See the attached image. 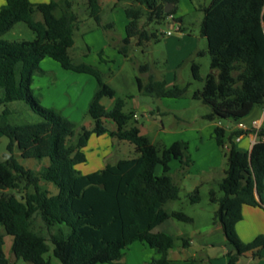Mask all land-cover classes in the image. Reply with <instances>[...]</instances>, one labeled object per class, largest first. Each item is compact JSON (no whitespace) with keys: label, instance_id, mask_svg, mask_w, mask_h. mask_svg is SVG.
I'll return each instance as SVG.
<instances>
[{"label":"trees","instance_id":"trees-1","mask_svg":"<svg viewBox=\"0 0 264 264\" xmlns=\"http://www.w3.org/2000/svg\"><path fill=\"white\" fill-rule=\"evenodd\" d=\"M85 1L88 16L104 26L100 0ZM177 2L131 0L125 8L128 20L119 51L126 55L133 39L142 47L159 40L163 33L152 30L151 23L173 16ZM169 3L173 7L165 11ZM201 9L199 32L207 48L196 54L209 55L210 70L202 88L195 89L192 97L210 107L206 119L237 121L254 105L264 103V0H211ZM36 11L41 20L34 19ZM174 19L181 22V18ZM17 22H24L34 38L3 39V34ZM80 22L73 0H5L0 7V102L23 100L41 117L34 123L0 122V134L8 140V155L0 158V224L4 229L0 231V264H10L3 249L5 233L12 237L15 259L29 264H122L125 249L135 241L144 242L158 254L146 264H189L190 261L174 263L169 259L168 251L177 239L174 235L153 231L169 218L192 222L184 212L166 207L180 198V187L170 174L169 162L178 159L181 168L189 165L187 143L176 140L167 147L152 143L140 133L133 111L124 110L128 97L118 96L97 67L70 57L68 50ZM44 58L53 59L65 70L91 75L96 81L87 108L94 127L82 128L74 146L70 143L74 122L61 111L42 106L31 88L33 77L44 72L40 67ZM138 68L148 73L146 81L136 77L138 91L143 95L176 98L187 91L188 84L168 86L165 80L156 79L147 63ZM190 68L193 79H201L199 64L192 61ZM103 97L113 99L110 108L101 104ZM109 119L116 125L114 130L105 124ZM250 131L257 134L258 140L249 152L237 149L232 138ZM106 133L130 143L133 155L80 174L76 166L86 161L89 137ZM213 133L218 146H228L223 177L216 189L208 191L209 200L217 204L213 220L220 223L232 247L226 254L228 264H235L246 253L260 258L264 237L258 235L243 242L235 227L242 218L243 205H261L255 193L264 190V127L239 129L227 135L223 126L216 125ZM19 158L47 159V163L36 170L26 167ZM41 182L51 183L57 193L50 194ZM188 198L198 202V190ZM36 217L46 235L34 229ZM180 239L186 246L187 239Z\"/></svg>","mask_w":264,"mask_h":264},{"label":"rangeland","instance_id":"rangeland-1","mask_svg":"<svg viewBox=\"0 0 264 264\" xmlns=\"http://www.w3.org/2000/svg\"><path fill=\"white\" fill-rule=\"evenodd\" d=\"M211 0H178L174 15L177 18H181V22L174 27H169L168 23L172 21L171 18H167L165 21L151 23V29L162 32V37L157 41H151L146 47H142L136 44V40L133 39L127 54L124 55L119 51L122 44V39L119 37L124 34V27H121V22L117 20L118 13L124 10L128 5L124 0H100L101 6V21L104 26H99V29L107 41L105 48L108 50L109 60H98L97 55H94V62L97 63V68L101 72L103 80L115 89L116 93L120 97H128L126 99L127 104L124 110H135L139 114L138 123L143 124V133L147 135L150 141L155 144L159 142L161 125H153L151 119L142 117L144 111H148L150 108L156 110L159 108L164 111L162 114V123L165 129L170 132H180L183 129L200 128L204 126L208 119L203 117L204 113L211 111L210 107L198 99L192 97V93L195 89H200L203 86L204 79L209 72L210 57L207 53L203 55H197L198 50L206 51V40L200 36L199 26L203 18V6L208 5ZM170 4V3H169ZM170 6V5H169ZM173 6L171 4V9ZM73 10L77 13L78 18L82 21V24L74 30V45L69 48L68 52L70 57L77 61L82 58L81 56L86 53L85 44L83 42L82 34L84 31L90 28H96V23L87 15V6L85 0H73ZM58 14V11H56ZM35 20H41V14L36 11L33 15ZM144 20V18H143ZM7 41H20L30 40L34 38L32 30L24 23L17 22L14 26L2 36ZM114 50V51H113ZM115 53V54H113ZM100 56L104 58L102 53ZM92 58V59H93ZM51 62H55L51 59ZM195 61L199 64V72L201 79L195 80L191 73V63ZM58 64L57 62H55ZM147 63L150 65L151 73L158 80H165L168 86L177 84L183 87L188 84L187 91L181 97L161 99L150 95H143L138 91L136 77H141L143 81L147 80L145 73L139 71V65ZM41 64V63H40ZM47 64V63H46ZM59 65V64H58ZM60 66V65H59ZM52 67V66H50ZM62 72H70L63 69L60 66ZM51 72H46L41 85L42 90L39 95L35 92L40 99V103L44 107L55 108L74 122V136L71 140V145H75L79 135L82 133V128L91 129L94 127V120L87 112L89 101L92 94H89L88 102L82 104L81 101H77L72 98L71 102L66 96V87L68 80L62 74H54L58 71L57 68H51ZM46 70V69H45ZM41 75H37L38 77ZM56 76V78H55ZM96 86V81L94 77ZM95 89V87H94ZM93 89V92H94ZM1 94V90H0ZM87 90L81 93L82 97H85ZM80 97V99H82ZM43 101L41 102V100ZM74 99V100H73ZM73 100V101H72ZM101 104L106 108H110L113 104V99L109 97H103ZM136 109H135V108ZM41 120L39 114L34 112L29 105L23 100H15L10 102H0V122L9 124H23L34 123ZM224 125L226 120H220ZM108 129L116 128L115 123L112 120L106 121ZM2 138L7 141V138L3 135ZM226 147H221V150ZM86 162L76 166L77 171L80 174H87L98 170L102 165L107 163H113L116 157L124 158L133 155V146L125 140H119L116 137H112L109 134L94 135L92 134L85 147ZM8 155L6 147H3L0 141V158H5ZM15 155L18 153L15 149ZM225 158V157H224ZM26 167L39 169L45 161H39L36 159H22L19 158ZM226 162V158H225ZM223 167H226L224 164ZM222 168L218 172L214 173V179L219 181L222 179ZM213 188V187H212ZM216 189V188H215ZM14 192V190H12ZM220 195L222 193L218 191ZM218 194V195H219ZM180 199L171 203L172 209L180 210L188 216L194 218L196 225L198 222L205 219H212L214 211L217 208V204L213 203L208 198V191L204 187L201 190V200L196 204H192L189 198L183 190L179 193ZM176 229H181L183 232H190L194 228V224L191 222H183L172 219ZM65 231H68L67 227L63 226ZM34 229L46 235L45 229L42 227V223L38 217L34 220ZM12 242V237L8 234H4V251L7 257L11 256V251L8 249V243ZM177 239L175 243H179ZM56 261V260H55ZM246 264H257V261L243 260ZM15 264H29L21 259L15 260Z\"/></svg>","mask_w":264,"mask_h":264},{"label":"crops","instance_id":"crops-1","mask_svg":"<svg viewBox=\"0 0 264 264\" xmlns=\"http://www.w3.org/2000/svg\"><path fill=\"white\" fill-rule=\"evenodd\" d=\"M30 1L36 3V2H48L50 0H30ZM124 1L125 4L127 5L131 3V0H124ZM4 4H5V0H0V7ZM87 15H88V11H87ZM168 18L172 19V21L168 23L169 27H174V25L180 24L179 21H175L174 19L177 18L176 15L169 16ZM117 20L121 22L120 23L121 27L122 28L124 27V34L123 36L121 34V36L119 37V39L121 40L125 36V25L128 20L125 14V9L121 10L118 13ZM81 24L82 21L80 22L79 25ZM99 26L100 25H97L95 29L90 28L89 30L83 32L82 38L85 44L86 53H84V55L81 56L82 58L78 59L75 62L83 61L97 67L96 66L97 62L96 61L94 62V58H93L94 55H97L98 60L100 61H103V59L109 60V54H107L108 50L105 48L106 46H108L107 41L105 39V36H103V34L101 33ZM73 38H74V33H73ZM206 48H207V42H206ZM102 53L104 54L103 56L104 58L100 56ZM51 61H52L51 58H44L41 61L40 67L44 72L41 76L33 77L31 83V88L33 92L39 95L41 93V90L43 89L41 83L44 79L40 77H43L46 72L52 73L51 68L53 69L57 68L58 71H56L54 74L56 75L62 74L68 80V85L66 87V92H65L67 94L66 96L70 100V103L68 102V104L72 105L71 97L76 99V102L81 101L83 105L86 104L88 102L89 96H91L89 92L93 93V89L95 87L94 80L91 78L92 76L85 73H77L73 71L62 72L61 70H59L61 69L60 66L58 65L59 63L56 64L55 63L56 61L55 62H51ZM144 76L145 77L148 76V73H145ZM86 90H87V94L85 95V97H82L81 93ZM72 91L74 92V95L72 94V96L70 97L71 93L69 92ZM80 97H82V99H80ZM159 98L166 99V97H159ZM42 101L43 99L41 100V102ZM132 111H133V118L137 121V125L139 126L140 129V133L147 136L145 133H143L142 130L143 124L139 125L138 123L139 114L135 110ZM209 112H206L204 114H207ZM162 114H164V111H161L159 108H156V110L150 108L148 111H144L143 115L141 116L147 119H151L153 121V125H157L158 123L161 125V130L159 131L160 140L158 143H156L157 146L167 147L176 140H183L187 143V155L190 162L189 165L185 168H181V164L179 160L172 159L169 162L170 174L174 182L179 185L180 191L183 190L187 195V197L188 194L194 192L197 189L200 197L198 202H200L201 200V190L204 187L207 189V191H209L211 187L217 188V185L221 179L219 181H216L214 179V173L218 172V170L222 168V174H223L224 169L226 168L223 167L224 164H226L224 158L225 148L221 150V147L217 145L214 139V133H213L214 127L216 125L223 126L226 130L227 135L230 132L239 129L258 130L264 127V103L261 105H254L251 111L246 116H244L243 118L237 121H233V122L226 121L225 125L220 121L209 120L210 122H207L204 126L200 128L194 127L190 129H183L180 132L175 131L173 133H170L165 129L162 123V119H163ZM114 129H110V130H114ZM2 136L3 135L0 134V141L2 142L3 147H6L8 140L5 141L2 138ZM232 140L234 146L237 149L241 151L249 152L252 145L258 140V136L255 132L250 131L238 135L236 137H233ZM225 147L227 150L228 146L226 145ZM118 159L120 158L116 157L113 163H115ZM39 161H45L44 164L47 163V159H42ZM20 162L22 163V161ZM104 165H102V167ZM157 172L158 173L160 172V167L157 169ZM263 183H264V179H263ZM41 184L48 189L50 194L57 193V188L53 186L51 183L41 182ZM255 194L257 200H259L261 205L260 206L243 205L241 211L242 218L237 222L235 227L237 235L243 242H250L258 235H262L264 237V190L260 191L259 194L257 192ZM173 202H169L166 205V207L169 210H176L170 208L172 205L171 203ZM190 203L192 202L190 201ZM196 203H192V204H196ZM191 223L194 224L195 226L190 232L187 231L183 232L181 229H176L175 224L171 218L164 220L163 222H161L160 224H158L153 228L154 232H165L168 234H172L177 238L178 241H180L178 244L175 243L174 247L168 251L169 259L172 260L174 263L182 262V261H190L189 264H228V259L226 254L227 252L232 250V247L226 241L220 223L215 222L213 220V217L212 219L207 218L205 220L198 222L199 225H196L194 218H192ZM0 231L4 232V229L1 224H0ZM180 238L187 239L186 246L182 245V241ZM11 244L10 242L8 243V249H10V251H11ZM4 246L5 243L3 245V249ZM261 253H262V257L260 258H255L252 256L251 253H246L245 255L241 256L235 264H246L243 261L244 259L248 261H257L256 262L257 264H264V248L261 250ZM157 256L158 254L155 252L153 248L149 247L144 242L135 241L129 244L125 249L124 255L121 259V263L146 264L149 260ZM8 258L10 260V264H15V260L17 259H15L12 253L11 256ZM97 264H109V263H97Z\"/></svg>","mask_w":264,"mask_h":264},{"label":"water","instance_id":"water-1","mask_svg":"<svg viewBox=\"0 0 264 264\" xmlns=\"http://www.w3.org/2000/svg\"><path fill=\"white\" fill-rule=\"evenodd\" d=\"M169 5L171 6V4H167V5H166V7H165V11H168V10H169V8H170Z\"/></svg>","mask_w":264,"mask_h":264}]
</instances>
